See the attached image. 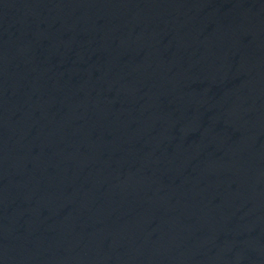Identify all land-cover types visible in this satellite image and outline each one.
Instances as JSON below:
<instances>
[{
  "label": "water",
  "instance_id": "obj_1",
  "mask_svg": "<svg viewBox=\"0 0 264 264\" xmlns=\"http://www.w3.org/2000/svg\"><path fill=\"white\" fill-rule=\"evenodd\" d=\"M0 264H264V0H0Z\"/></svg>",
  "mask_w": 264,
  "mask_h": 264
}]
</instances>
